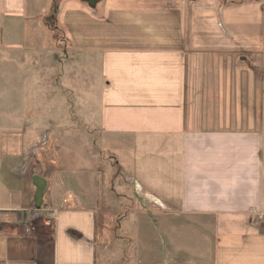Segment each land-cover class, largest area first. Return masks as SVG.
<instances>
[{
  "label": "crops",
  "instance_id": "obj_1",
  "mask_svg": "<svg viewBox=\"0 0 264 264\" xmlns=\"http://www.w3.org/2000/svg\"><path fill=\"white\" fill-rule=\"evenodd\" d=\"M260 73L263 0H0V264H264Z\"/></svg>",
  "mask_w": 264,
  "mask_h": 264
},
{
  "label": "rangeland",
  "instance_id": "obj_2",
  "mask_svg": "<svg viewBox=\"0 0 264 264\" xmlns=\"http://www.w3.org/2000/svg\"><path fill=\"white\" fill-rule=\"evenodd\" d=\"M48 22H49L50 29L54 30V27L57 25V22L55 21V19L53 17H50ZM64 42H65L64 40L58 41V46H56L55 42H53V47L57 48L60 52H62V57H61L62 59L65 60L66 59L65 57L68 56L69 60L71 62H74L76 59H79L80 56L82 57V55L77 53L75 49H73L70 45H68V43H64ZM252 60L253 59L251 56V58L246 59V63H251ZM75 75H76V71L74 70L72 71V74L70 76L75 77ZM257 80H258V90L263 95L264 93L263 84L264 83L263 82L261 83V81L263 80L262 73L258 74ZM58 84H61V83L58 82ZM96 88L98 90L102 88V85L100 84L99 86L95 87V89ZM58 92L59 94H62L65 97V100H67L68 102L67 104L69 105V110H70V115H69L70 127H75L76 130H79L80 133L84 134L81 137L85 139L86 143H89L92 140V138H95L96 135L99 136L97 130L93 126L94 120L92 117L93 112L97 110V103L92 101L94 97L93 95H86L88 93H94L93 87L90 84H86L85 86L86 97H84L83 103L77 100L76 98L77 94L75 93V90H72L70 87H69V90H67V88L65 89L64 86H62L61 84L59 85ZM96 98L97 97H95L94 99ZM87 99H90V100H87ZM61 135H62V138L63 136L68 137V138L76 136V134H69V135L61 134ZM73 159L75 160V157H73Z\"/></svg>",
  "mask_w": 264,
  "mask_h": 264
},
{
  "label": "built area",
  "instance_id": "obj_3",
  "mask_svg": "<svg viewBox=\"0 0 264 264\" xmlns=\"http://www.w3.org/2000/svg\"><path fill=\"white\" fill-rule=\"evenodd\" d=\"M55 218V211L50 206H41L28 211L24 228L27 233H33L38 229V222L41 220L43 224H52Z\"/></svg>",
  "mask_w": 264,
  "mask_h": 264
},
{
  "label": "water",
  "instance_id": "obj_4",
  "mask_svg": "<svg viewBox=\"0 0 264 264\" xmlns=\"http://www.w3.org/2000/svg\"><path fill=\"white\" fill-rule=\"evenodd\" d=\"M89 3L94 4L96 3V1L99 0H87ZM36 180L35 184L37 187V191H36V208H40L42 206V192L45 188L46 185V180L45 178L41 177V176H35L34 178Z\"/></svg>",
  "mask_w": 264,
  "mask_h": 264
}]
</instances>
